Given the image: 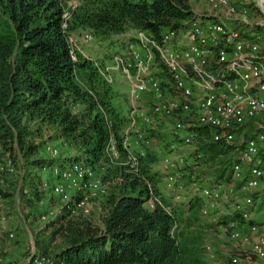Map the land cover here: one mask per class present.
Instances as JSON below:
<instances>
[{
    "label": "trees",
    "instance_id": "16d2710c",
    "mask_svg": "<svg viewBox=\"0 0 264 264\" xmlns=\"http://www.w3.org/2000/svg\"><path fill=\"white\" fill-rule=\"evenodd\" d=\"M66 12L62 0H0V146L28 159L38 151L31 126L52 128L55 138L77 154L73 163L95 170L107 161L112 135L121 155L130 158L123 144L127 118L115 105L112 85L90 59H74L69 34L90 31L108 41L133 29L159 39L164 30L179 29L196 15L190 0H83L70 20ZM75 105L83 107L82 114L73 112ZM198 134L203 150L214 147L207 141L221 145L211 142L206 129ZM135 156L138 170L123 172L104 227L70 223L65 247L54 260L50 257L54 264H204L205 248L183 217L199 218L205 203L191 202L184 211L165 198L163 207L148 208L157 156L150 150ZM30 163L43 168L37 160ZM25 186L39 201L46 191L54 193L38 174Z\"/></svg>",
    "mask_w": 264,
    "mask_h": 264
},
{
    "label": "built area",
    "instance_id": "2783aa9c",
    "mask_svg": "<svg viewBox=\"0 0 264 264\" xmlns=\"http://www.w3.org/2000/svg\"><path fill=\"white\" fill-rule=\"evenodd\" d=\"M206 1L211 16L196 17L179 29L164 30L159 39L137 30L128 51L114 56L112 66L99 67V73L106 83L112 84V72L121 70L130 83L131 111L128 119L131 130L125 132L123 144L130 152L129 159L135 169L138 168L135 154L144 157L146 149L154 146L152 140L145 137L143 128L154 129L162 121L176 120L170 132L175 143L168 149L159 148L163 155L165 185L176 202L185 201L186 187L182 183L177 185L179 166L170 151H176L180 143L191 145L197 141L199 129H206L215 144L236 145L237 158L232 164V173L239 184L229 193L239 197L232 205L233 216L237 219L230 224L234 230L230 238L240 246L235 247L237 253L231 257V263L253 264L250 259L242 257L241 252L264 262V218L255 222L252 217V208L259 200L264 201L255 199L256 194L264 195V56L257 41L227 24L238 14L246 17L250 13L245 2ZM259 1L264 10V0ZM65 17L67 20V14ZM84 39L89 41L93 37L86 34ZM68 43L76 60V52L80 48L70 36ZM161 67L170 82L160 76ZM163 84H170L169 89ZM146 97L151 99V105L144 107L141 104L150 100ZM247 126L255 127L257 131L237 146L238 132ZM114 143L110 139L107 154L115 150ZM57 155L55 151L52 158ZM184 163L181 158V168ZM9 172L13 173L14 168L9 167ZM56 175L59 184L53 191L66 205L71 203L69 190L83 192L79 206L86 201L87 191L83 189H87L91 196L106 195V188L82 163H73ZM222 189L221 184L209 186L200 180L193 184L194 195L205 201L203 216H211L213 222L219 219V204L226 196ZM152 200L155 203L153 209L163 207L159 199ZM164 209L169 211L166 207ZM241 223L248 230L246 234L241 235L237 231ZM15 239L13 231L0 238V264H6L4 248ZM30 264H54V261L33 252Z\"/></svg>",
    "mask_w": 264,
    "mask_h": 264
},
{
    "label": "rangeland",
    "instance_id": "374dc122",
    "mask_svg": "<svg viewBox=\"0 0 264 264\" xmlns=\"http://www.w3.org/2000/svg\"><path fill=\"white\" fill-rule=\"evenodd\" d=\"M62 1L66 5L67 20H70L72 13L82 4L83 0ZM241 1L248 5L250 13L246 17L238 14L227 21V24L235 27L247 38L257 41L261 55L264 56V10L261 8L259 0ZM190 3L197 18L211 16V9L206 0H190ZM131 30L123 36L114 35L108 41H100L90 31L71 33L69 36L80 48V51L76 52L75 58L77 59L78 55H82L90 59L99 73V67L112 66L114 56L125 54L128 51V47L132 43L130 41L134 39L137 31ZM86 34H91L93 40L86 41L84 39ZM159 69L160 76L170 82L166 71L162 67ZM112 76L113 83L109 85H112L116 96L115 105L124 111L127 118L125 135L126 131L131 130L128 119V114L131 111L129 101L131 87L121 70H114ZM163 86L169 89L170 84H163ZM146 98L147 100L150 99ZM141 105L144 107L151 105V99ZM82 110L84 109L81 105L73 106V112L76 115L82 114ZM191 119L194 120L195 118ZM175 121L170 118L157 124L154 129L143 128L145 137L150 138L154 145L152 148H147L146 151L151 149L150 151L157 156V162L151 169L152 175L155 176V186L150 185L152 197L147 202V207L153 209L155 203L152 199L156 198L162 202L165 198H171L173 203L177 204L176 206H180L185 211L191 202L196 204L198 200H202L205 203L200 196L194 195L193 184L196 180H200L201 183L209 186L221 184L226 196L219 204L217 222H213L211 216L204 217L202 212L199 218L187 213L183 219L185 225H192L191 229L188 230L193 233L196 239L201 241L205 248L204 264H232L231 257L237 253L235 247L240 246L230 238V233L234 231L230 224L237 219L233 216L232 205L236 203V199L239 197V195L229 193L231 188H236L239 184L232 173V164L237 158L235 154L236 145L234 144L233 147L223 144L214 145L207 141V144L214 147H211L210 150H203L199 139L191 145L178 142L180 144H178L176 151H170V154L179 166L177 185L182 183L186 188L185 201L176 202L175 197L171 196L165 185L166 175L162 169L163 155L159 153L160 147L168 149L175 143L170 135ZM31 128L35 132V137L31 139V143L38 147L34 156L25 159L19 151L11 155V152L0 146V238H4L6 232L9 231H13L16 236L15 241L4 248L6 250V264H30L33 252L45 254L54 260L56 255L65 247L63 236L70 223L88 224L102 229L112 207V200L119 194L124 182L123 172L134 170V165L130 159L121 155L112 135L111 139L115 141L114 146L116 148L107 154V161L101 163L95 170L88 167L96 181H99L106 188V195L91 196L87 189H83V191H87L86 201L84 205L79 206L78 204L82 202L83 198V192L80 190H69L71 203L68 205L62 202L55 193L46 191L47 194L44 199L39 201L29 194V187L25 186L26 179L31 175H41L44 183L48 186L53 185L54 190L59 184L56 173L70 167L73 164L72 159L77 154L66 143L55 138L56 131L54 129L44 127L42 131H38L36 125H32ZM256 131L257 128L248 126L239 130L237 146L242 145ZM221 149L224 150V153ZM55 151L58 152V155L56 158H52ZM214 157L216 159L213 161ZM181 158L186 162L182 168ZM33 160L42 162L43 168L40 169L32 165L30 162ZM187 163L190 165L188 166ZM9 167L14 168L13 173L9 172ZM48 186L45 190H48ZM153 188L157 189L159 194H156ZM256 197L257 199H264V195L261 193L256 194L255 199ZM242 225L243 223L237 229L241 235L248 231ZM240 254L244 258L250 259L253 264H264L263 261L256 260L249 254L243 252Z\"/></svg>",
    "mask_w": 264,
    "mask_h": 264
},
{
    "label": "crops",
    "instance_id": "0c3cea01",
    "mask_svg": "<svg viewBox=\"0 0 264 264\" xmlns=\"http://www.w3.org/2000/svg\"><path fill=\"white\" fill-rule=\"evenodd\" d=\"M131 31H133V30H131ZM126 34H124V35H126ZM149 150H151V149H149ZM252 217H253V221H255V222H261L263 220V218H264V201L259 200L257 202V205L252 208Z\"/></svg>",
    "mask_w": 264,
    "mask_h": 264
}]
</instances>
